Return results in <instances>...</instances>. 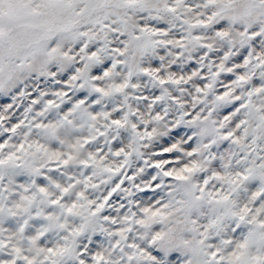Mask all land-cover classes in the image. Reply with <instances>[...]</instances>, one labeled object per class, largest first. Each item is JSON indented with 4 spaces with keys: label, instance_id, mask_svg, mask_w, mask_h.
<instances>
[{
    "label": "snow or ice",
    "instance_id": "6c2138e0",
    "mask_svg": "<svg viewBox=\"0 0 264 264\" xmlns=\"http://www.w3.org/2000/svg\"><path fill=\"white\" fill-rule=\"evenodd\" d=\"M0 264H264V0H0Z\"/></svg>",
    "mask_w": 264,
    "mask_h": 264
}]
</instances>
